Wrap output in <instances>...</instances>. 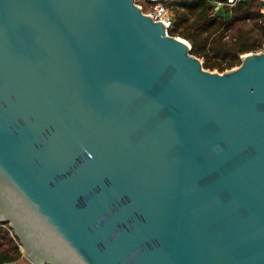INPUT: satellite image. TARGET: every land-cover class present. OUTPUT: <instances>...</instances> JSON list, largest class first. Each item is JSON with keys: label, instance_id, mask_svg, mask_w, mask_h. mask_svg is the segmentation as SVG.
<instances>
[{"label": "water", "instance_id": "water-1", "mask_svg": "<svg viewBox=\"0 0 264 264\" xmlns=\"http://www.w3.org/2000/svg\"><path fill=\"white\" fill-rule=\"evenodd\" d=\"M211 71L134 0H0V223L32 264H264V51Z\"/></svg>", "mask_w": 264, "mask_h": 264}, {"label": "trees", "instance_id": "trees-1", "mask_svg": "<svg viewBox=\"0 0 264 264\" xmlns=\"http://www.w3.org/2000/svg\"><path fill=\"white\" fill-rule=\"evenodd\" d=\"M217 3L223 13L215 14ZM171 36L192 45V53L204 59L207 69L220 72L240 65L241 56L264 49V1L262 0H169ZM24 257L21 242L9 223H0V264Z\"/></svg>", "mask_w": 264, "mask_h": 264}, {"label": "built area", "instance_id": "built-area-1", "mask_svg": "<svg viewBox=\"0 0 264 264\" xmlns=\"http://www.w3.org/2000/svg\"><path fill=\"white\" fill-rule=\"evenodd\" d=\"M166 1L169 0H134L135 4L142 7L144 13L151 15L157 21L165 22L169 29L172 26L173 13Z\"/></svg>", "mask_w": 264, "mask_h": 264}, {"label": "rangeland", "instance_id": "rangeland-1", "mask_svg": "<svg viewBox=\"0 0 264 264\" xmlns=\"http://www.w3.org/2000/svg\"><path fill=\"white\" fill-rule=\"evenodd\" d=\"M230 2H233L234 0H229ZM223 13V8H222V3H217L216 7H215V14L216 15H221ZM260 51H264V49L260 50ZM202 60V62H204V59L200 58ZM239 65L235 66L238 67ZM234 67V68H235ZM208 69V68H207ZM211 71H218L220 72L218 69H208ZM12 264H32L25 256L20 259L19 261H17L16 263H12Z\"/></svg>", "mask_w": 264, "mask_h": 264}]
</instances>
